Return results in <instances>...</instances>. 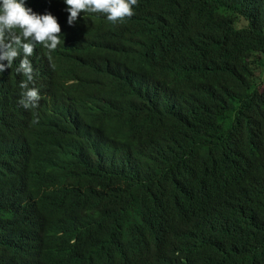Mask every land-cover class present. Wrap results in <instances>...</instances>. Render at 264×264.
<instances>
[{
    "label": "trees",
    "instance_id": "trees-1",
    "mask_svg": "<svg viewBox=\"0 0 264 264\" xmlns=\"http://www.w3.org/2000/svg\"><path fill=\"white\" fill-rule=\"evenodd\" d=\"M25 5L62 33L36 111L0 75V264H264V0Z\"/></svg>",
    "mask_w": 264,
    "mask_h": 264
},
{
    "label": "clouds",
    "instance_id": "clouds-1",
    "mask_svg": "<svg viewBox=\"0 0 264 264\" xmlns=\"http://www.w3.org/2000/svg\"><path fill=\"white\" fill-rule=\"evenodd\" d=\"M65 3L69 25H73L81 13L103 14L108 21L117 24L134 15L133 6L138 0H65ZM61 33L54 15L37 14L25 5V0H0V75L7 71L23 75L19 105L26 110L36 111L42 99L32 59L35 45L54 51L61 43Z\"/></svg>",
    "mask_w": 264,
    "mask_h": 264
},
{
    "label": "rangeland",
    "instance_id": "rangeland-1",
    "mask_svg": "<svg viewBox=\"0 0 264 264\" xmlns=\"http://www.w3.org/2000/svg\"><path fill=\"white\" fill-rule=\"evenodd\" d=\"M260 76L264 79V68L260 71ZM261 87L264 89V84Z\"/></svg>",
    "mask_w": 264,
    "mask_h": 264
}]
</instances>
